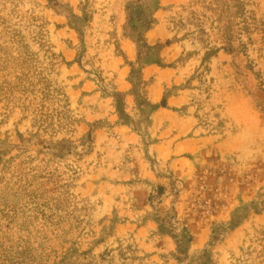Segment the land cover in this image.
I'll list each match as a JSON object with an SVG mask.
<instances>
[{
	"label": "rangeland",
	"instance_id": "374dc122",
	"mask_svg": "<svg viewBox=\"0 0 264 264\" xmlns=\"http://www.w3.org/2000/svg\"><path fill=\"white\" fill-rule=\"evenodd\" d=\"M0 264H264V0H0Z\"/></svg>",
	"mask_w": 264,
	"mask_h": 264
},
{
	"label": "trees",
	"instance_id": "16d2710c",
	"mask_svg": "<svg viewBox=\"0 0 264 264\" xmlns=\"http://www.w3.org/2000/svg\"><path fill=\"white\" fill-rule=\"evenodd\" d=\"M144 49V47H142ZM141 54V53H140Z\"/></svg>",
	"mask_w": 264,
	"mask_h": 264
}]
</instances>
